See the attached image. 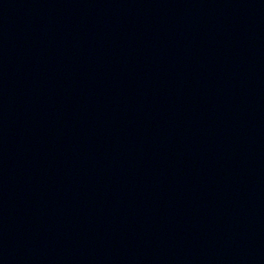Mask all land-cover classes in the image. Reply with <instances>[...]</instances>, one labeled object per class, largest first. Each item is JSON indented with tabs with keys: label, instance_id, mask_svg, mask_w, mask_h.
Listing matches in <instances>:
<instances>
[{
	"label": "water",
	"instance_id": "95a60500",
	"mask_svg": "<svg viewBox=\"0 0 264 264\" xmlns=\"http://www.w3.org/2000/svg\"><path fill=\"white\" fill-rule=\"evenodd\" d=\"M0 264H264V0L0 3Z\"/></svg>",
	"mask_w": 264,
	"mask_h": 264
}]
</instances>
